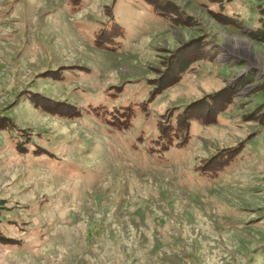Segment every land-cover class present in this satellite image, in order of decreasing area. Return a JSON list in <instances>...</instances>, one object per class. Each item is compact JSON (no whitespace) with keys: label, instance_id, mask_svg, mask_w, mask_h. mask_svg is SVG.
<instances>
[{"label":"rangeland","instance_id":"rangeland-1","mask_svg":"<svg viewBox=\"0 0 264 264\" xmlns=\"http://www.w3.org/2000/svg\"><path fill=\"white\" fill-rule=\"evenodd\" d=\"M151 1L0 0V264H264V0Z\"/></svg>","mask_w":264,"mask_h":264},{"label":"trees","instance_id":"trees-1","mask_svg":"<svg viewBox=\"0 0 264 264\" xmlns=\"http://www.w3.org/2000/svg\"><path fill=\"white\" fill-rule=\"evenodd\" d=\"M145 2H146V4H147V7L148 6H150L151 7V9H153V10H157L158 11V7H159V5H157L155 2H152L151 0H145ZM223 7V6H222ZM221 7V8H222ZM257 27H259V29H260V26H257ZM128 116H126V115ZM100 115H102V114H100ZM123 116H124V118H125V120H130L131 119V113H128V112H123ZM99 118V117H98ZM172 118V117H171ZM173 121H174V123H175V125H176V123L178 122V114H176V113H174V115H173ZM165 136H167V134H165ZM165 136H163V138L164 139H168V138H166ZM168 137V136H167ZM171 138V137H170ZM169 138V139H170Z\"/></svg>","mask_w":264,"mask_h":264}]
</instances>
